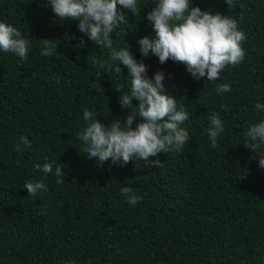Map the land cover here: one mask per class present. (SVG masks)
<instances>
[{"label":"trees","instance_id":"16d2710c","mask_svg":"<svg viewBox=\"0 0 264 264\" xmlns=\"http://www.w3.org/2000/svg\"><path fill=\"white\" fill-rule=\"evenodd\" d=\"M234 3L191 0L235 19L246 37L244 60L214 82L193 79L182 63L140 55L139 38L154 35L146 18L154 0H137L140 16L123 10L113 48L128 45L149 78L163 72L166 91L189 114L181 126L190 140L179 152L160 153L159 167H121L88 159L80 133L85 109L101 123L117 118L123 126L129 110L120 107L116 87L130 90L126 67L118 75L94 63L117 62L77 21L55 17L47 0H0V22L29 42L24 60L0 50V264H264V144L254 153L246 136L264 121L255 108L264 104V0ZM81 38L85 46L77 47ZM45 39L57 44L50 56L41 54ZM220 83L231 91L218 94ZM213 114L224 128L215 148L207 134ZM21 136L31 147L18 151ZM44 163L52 173L35 167ZM56 167L65 173L59 184ZM35 181L47 190L33 198L24 186ZM123 187L141 197L135 206Z\"/></svg>","mask_w":264,"mask_h":264},{"label":"clouds","instance_id":"9594fccd","mask_svg":"<svg viewBox=\"0 0 264 264\" xmlns=\"http://www.w3.org/2000/svg\"><path fill=\"white\" fill-rule=\"evenodd\" d=\"M224 2L229 8L236 6L234 0ZM190 4L191 0H154V7L146 13L154 35L139 38V53L142 57L155 55L161 64L168 60L182 63L193 79L218 81L227 66L238 65L244 60L246 53L241 45L246 39L245 34L238 30L237 21L228 15L201 10ZM47 5L51 6L59 20L77 21L78 30L95 45L110 49L111 61L117 62L113 65L107 60H94V63L104 67L106 72L114 71L118 75H121L122 64L131 77L128 92H122L120 87L115 86L121 92L118 97L120 107L129 110L123 126L117 118L111 124L101 123L94 118L93 112L84 110L83 119L88 123L80 133V139L85 144L82 153L88 159L94 158L101 166L107 161L121 167L136 161L139 167V162L144 161L147 165L159 167L160 153L181 151L190 140L189 133L181 126L189 114L183 107L178 109L176 98L166 91L163 72L157 71L149 78L147 66L134 58L128 45L119 50L113 48L111 34L125 22L123 10L140 16L137 0H47ZM48 40L45 39L41 50L43 56L56 52L57 44H50ZM76 46H85L84 39L81 38ZM0 50L24 60L28 55L29 42L14 26L0 22ZM99 74L94 76L98 79ZM216 91L222 94L231 91V88L227 83H220ZM255 108L264 111V104L257 103ZM137 117L141 119L133 127ZM209 125L207 134L211 146L215 148L218 136L224 131L223 124L213 114L209 118ZM246 136L252 142L249 148L257 153L256 148L264 144V121L250 126ZM21 145L28 148L31 142L21 136L18 151ZM245 146L248 147L247 144ZM153 157L157 158L151 159ZM258 165L264 169V156L260 154ZM35 167L44 174L53 172L50 163ZM54 175L57 177L56 183H62L61 178L65 175L62 168L56 167ZM24 187L33 198L42 190H47L42 181L29 182ZM121 192L130 205L135 206L141 199L130 187H123Z\"/></svg>","mask_w":264,"mask_h":264}]
</instances>
